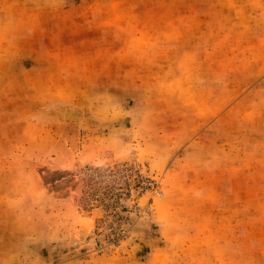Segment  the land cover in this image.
<instances>
[{
	"label": "rangeland",
	"instance_id": "rangeland-1",
	"mask_svg": "<svg viewBox=\"0 0 264 264\" xmlns=\"http://www.w3.org/2000/svg\"><path fill=\"white\" fill-rule=\"evenodd\" d=\"M0 264H264V0H0Z\"/></svg>",
	"mask_w": 264,
	"mask_h": 264
},
{
	"label": "built area",
	"instance_id": "built-area-1",
	"mask_svg": "<svg viewBox=\"0 0 264 264\" xmlns=\"http://www.w3.org/2000/svg\"><path fill=\"white\" fill-rule=\"evenodd\" d=\"M110 226H111V230H110L111 233H113L114 231H117V232H115V233L118 234V235H120V234H122V236L127 235V232L125 231V229H122V230H116L115 227H114L112 224H110ZM98 234L101 235L102 232L99 231Z\"/></svg>",
	"mask_w": 264,
	"mask_h": 264
}]
</instances>
